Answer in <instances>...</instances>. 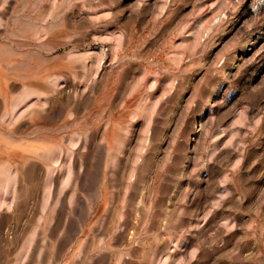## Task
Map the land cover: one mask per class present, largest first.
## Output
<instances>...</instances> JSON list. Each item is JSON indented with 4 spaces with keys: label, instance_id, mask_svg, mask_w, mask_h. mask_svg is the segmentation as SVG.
Returning <instances> with one entry per match:
<instances>
[{
    "label": "rangeland",
    "instance_id": "374dc122",
    "mask_svg": "<svg viewBox=\"0 0 264 264\" xmlns=\"http://www.w3.org/2000/svg\"><path fill=\"white\" fill-rule=\"evenodd\" d=\"M0 264H264V0H0Z\"/></svg>",
    "mask_w": 264,
    "mask_h": 264
}]
</instances>
